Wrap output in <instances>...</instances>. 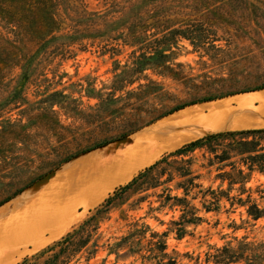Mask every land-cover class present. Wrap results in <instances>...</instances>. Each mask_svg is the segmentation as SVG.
<instances>
[{"label": "rangeland", "instance_id": "rangeland-1", "mask_svg": "<svg viewBox=\"0 0 264 264\" xmlns=\"http://www.w3.org/2000/svg\"><path fill=\"white\" fill-rule=\"evenodd\" d=\"M35 1L0 0V204L10 198L0 208L64 164L95 159L106 150L116 158L142 148L153 152L151 160L134 156L140 161L127 181L109 184L100 172L90 177L87 185L109 184L102 196L86 207L73 204L62 233L24 239L7 264H19L60 240L109 196L114 199L100 218L97 253L87 261L91 256L84 250L69 264H156L126 250L109 253L135 222L165 234L163 259L215 264L218 251L229 246L253 264H264V216L253 220L245 207L222 197L217 211L202 208L203 194L220 185L216 169L204 168L211 156L207 143L163 161L205 133L264 128V0H77V12L63 16L37 9ZM178 30L187 37H179ZM162 49L169 50L166 56L156 57ZM178 107L183 108L168 114ZM147 133L153 144L134 143ZM156 144L164 146L155 149ZM189 158L188 168L202 187L187 199L203 221L178 239L172 222L181 208L161 202L167 193L182 195L176 185L185 180L179 173ZM124 161L112 170L132 162ZM246 188L264 209V178L253 174ZM43 261L33 258L28 264Z\"/></svg>", "mask_w": 264, "mask_h": 264}, {"label": "trees", "instance_id": "trees-1", "mask_svg": "<svg viewBox=\"0 0 264 264\" xmlns=\"http://www.w3.org/2000/svg\"><path fill=\"white\" fill-rule=\"evenodd\" d=\"M45 0L40 2L35 1V7L42 9H53L58 16L69 15V11L76 13L78 8L74 5L78 4L77 0ZM80 9V8H79ZM82 15L95 16L94 14L83 13L85 10L79 11ZM56 13H53L52 19L56 17ZM95 17H98L96 15ZM37 22V21H36ZM133 31H129L132 35L135 33L137 25H133ZM179 37L186 38V32L178 30L175 32ZM194 41L195 38H188ZM165 50H159L156 52V57H165ZM146 59V57L144 56ZM183 107H178L168 114H172ZM207 143V148L209 149L210 157L206 158V166L204 168H215L217 174L215 175V180L220 181L219 188L217 190H212L209 188L201 197V205L205 212L217 211L221 203V197L225 201L229 202L231 206H241L245 207L247 214L253 220H258L264 216V209L261 208L255 200L252 199L250 190H247L246 185L250 181L253 174H258L264 178V128L260 129H242V130H232L225 132H218L201 137L195 141L183 145L181 148L171 152L169 155L163 158L165 161L171 156L180 157L189 150L194 148H199L203 144ZM106 145V144H105ZM102 146V145H101ZM205 158V157H204ZM187 166H183L181 172L179 173V178H185L182 182H178L176 189L182 191V195L172 196L167 193L162 196L163 201L161 206H165L170 202H173L172 207H180L181 215L177 221H173L172 224L175 226V232L178 239L182 238L187 234V227L191 225H197L202 222V217L198 215V209L192 206L188 197L192 193V190L202 187L197 184L196 181L200 179L198 175H193L190 168L193 165L192 158L185 160ZM196 161V160H195ZM159 163L157 161L152 166H149L147 170H152L154 166ZM173 178H169L167 182L172 181ZM132 181H136L133 178ZM33 181L32 183H34ZM31 183V184H32ZM227 184V190H222L221 187ZM238 186V194L230 195V191L234 190V187ZM128 186L117 188L114 191V195H118L120 192L125 191ZM247 193V198L242 199V195ZM223 195V196H222ZM209 196V199L206 197ZM3 201L2 203L8 201ZM114 196H109L106 198L92 216L84 220L80 225L72 228L71 231L66 233L60 240L54 242L52 245L47 246L45 249L41 250L38 254L30 258H24L19 264H28L31 259L44 257L42 264H69L74 260L79 254L84 250L91 257L87 258L89 261L95 256L98 249L99 241V229H100V218L106 214L107 206L110 205ZM192 199H196L195 196ZM2 203L0 205H2ZM150 232L149 238L147 239V234ZM166 237L165 234H157L151 232L148 225L138 224L135 222L131 224L129 232L125 236L116 239L112 246H110L109 253L112 254V248L118 251L126 250L129 254L137 255L143 261H153L156 264H179L176 259L168 258L163 259L167 256L166 242L162 239ZM117 253H115L117 255ZM215 264H242L243 261H248L246 264H253L251 259H245L238 250L225 247L218 251Z\"/></svg>", "mask_w": 264, "mask_h": 264}, {"label": "bare ground", "instance_id": "bare-ground-1", "mask_svg": "<svg viewBox=\"0 0 264 264\" xmlns=\"http://www.w3.org/2000/svg\"><path fill=\"white\" fill-rule=\"evenodd\" d=\"M150 135L153 134H148L146 139L139 138L134 143L153 144L152 139H148ZM161 146L164 145L156 144L155 149H159ZM152 152L142 148L132 152L126 151L117 155L116 158L108 157L113 153V150H106V152L96 156L95 159L91 156V158L84 161L64 164L57 172L32 185L31 188L29 187V189L15 197L13 201L4 204L0 208V264H7L11 260L24 239H40L46 232L57 233L56 235L62 233L63 229L69 226L68 223L73 217V204L77 205L76 202H81L79 204L83 203L82 205H85V207L93 204L107 190L109 184L119 182V180H123L130 175L138 166L137 163L141 157V160L143 158L151 160ZM137 154H141L140 157L138 156V162L135 160L138 157L134 158ZM129 157L132 162L127 163L120 169L112 170L114 166L123 164V161H126ZM140 163V165H143L142 162ZM99 172L107 175L106 179H108L109 184H106V182L102 186L87 185L88 179L95 177ZM127 180H129L128 177ZM81 183H83V187L76 189L77 185L79 186ZM110 186L114 187V185ZM70 193L74 197H71Z\"/></svg>", "mask_w": 264, "mask_h": 264}, {"label": "water", "instance_id": "water-1", "mask_svg": "<svg viewBox=\"0 0 264 264\" xmlns=\"http://www.w3.org/2000/svg\"><path fill=\"white\" fill-rule=\"evenodd\" d=\"M247 129H255V128H247ZM259 129V128H258ZM239 130H242V129H239ZM226 131V130H225ZM224 130H222V131H214V132H209V133H205V134H202V135H200L199 137L201 138V137H204V136H207V135H210V134H214V133H218V132H225ZM227 131H230V130H227ZM109 144V143H108ZM108 144H106V145H108ZM106 145H103V146H101V147H105ZM84 154H86V153H84ZM81 155H83V154H81ZM77 157V156H76ZM75 158V157H74ZM74 158H72V159H74ZM71 159V160H72ZM70 161V160H69ZM68 161V162H69ZM67 163V162H66ZM55 172V171H54ZM53 173V172H52ZM51 174V173H50ZM46 177V176H45ZM44 178V177H43ZM43 178H41V179H43ZM41 179H39V180H37V181H35L34 183H32L29 187H31L32 185H34L35 183H37L38 181H40ZM29 187H27V188H29ZM26 188V189H27ZM24 191V190H23ZM20 195V194H19Z\"/></svg>", "mask_w": 264, "mask_h": 264}, {"label": "crops", "instance_id": "crops-1", "mask_svg": "<svg viewBox=\"0 0 264 264\" xmlns=\"http://www.w3.org/2000/svg\"><path fill=\"white\" fill-rule=\"evenodd\" d=\"M261 127H264V126H261ZM22 248V247H21ZM21 248L19 249V252L21 251Z\"/></svg>", "mask_w": 264, "mask_h": 264}]
</instances>
